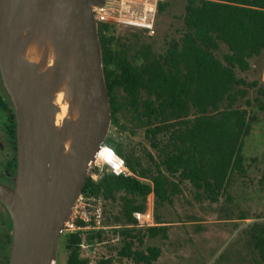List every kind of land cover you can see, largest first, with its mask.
Returning a JSON list of instances; mask_svg holds the SVG:
<instances>
[{
	"label": "trees",
	"instance_id": "16d2710c",
	"mask_svg": "<svg viewBox=\"0 0 264 264\" xmlns=\"http://www.w3.org/2000/svg\"><path fill=\"white\" fill-rule=\"evenodd\" d=\"M167 5H159V15ZM182 21L178 36L157 56L150 55L149 47L129 56L119 49L116 28L98 25L110 126L124 131L119 114L127 110L143 129L154 157L143 165L140 156L107 137L104 146L134 177L104 174L97 182L87 178L81 196L118 205L112 219L113 227L121 226L113 230L123 239L118 256L134 264H153L160 256L158 248L139 249L144 239L168 237V227L158 216L153 227H135L132 215L145 211L149 195L156 206L172 205L184 184L214 204L227 192L233 176L245 174L244 140L255 118L246 108L248 101L246 107L238 102L257 85L238 78L237 72H247L249 60L264 52V0H186ZM222 45L227 53L219 60L215 52ZM257 93L264 97V91ZM102 231L64 234L59 244L66 255L64 264H89L79 246L91 247L101 240ZM245 233L254 264H264V222L248 225Z\"/></svg>",
	"mask_w": 264,
	"mask_h": 264
},
{
	"label": "water",
	"instance_id": "95a60500",
	"mask_svg": "<svg viewBox=\"0 0 264 264\" xmlns=\"http://www.w3.org/2000/svg\"><path fill=\"white\" fill-rule=\"evenodd\" d=\"M101 0H0V74L16 118L10 264H57L64 225L103 147L111 112L98 25ZM32 50L33 54H28ZM69 105L60 126L56 95Z\"/></svg>",
	"mask_w": 264,
	"mask_h": 264
},
{
	"label": "rangeland",
	"instance_id": "374dc122",
	"mask_svg": "<svg viewBox=\"0 0 264 264\" xmlns=\"http://www.w3.org/2000/svg\"><path fill=\"white\" fill-rule=\"evenodd\" d=\"M165 2L168 5L162 14H157L153 36L122 27L115 29V37L120 40L119 49L125 50L129 56L141 53L147 47L151 56L166 50L168 42L176 38L182 29L186 0ZM226 53L227 49L222 45L215 55L222 60ZM138 62L141 63V60ZM249 65L247 72H237L238 78L257 85L247 89L246 98L238 102V106L246 107L245 102L248 101L249 107L246 108L255 118L251 132L244 140L245 174L233 176L227 192L214 204L196 195V191L184 184L179 186L181 193L173 197L172 205L156 206L154 198H150L153 219L158 216L161 222L166 223L168 237L166 240L144 239L141 248L137 245L134 248L142 251L158 248L161 253L153 264H254L255 257L245 231L252 223L264 222V97L257 93L258 90L264 91V52L250 59ZM117 97L121 100V93L117 92ZM63 118L57 121V126ZM119 126L125 130L110 126L107 137L122 143L124 149L129 148L141 157L143 165H149V156L154 157V152L144 140L143 129L137 126L133 116L125 109L119 114ZM84 206L90 216L95 208L101 209V225L105 229L100 241H95L88 250L81 252L82 257L89 259V264L106 260H111V264H134L118 256L123 239L113 230H119L121 226L113 227L112 224L118 205L101 199H83L79 207ZM241 218L243 220H239ZM61 249L57 264H64L66 255Z\"/></svg>",
	"mask_w": 264,
	"mask_h": 264
},
{
	"label": "built area",
	"instance_id": "2783aa9c",
	"mask_svg": "<svg viewBox=\"0 0 264 264\" xmlns=\"http://www.w3.org/2000/svg\"><path fill=\"white\" fill-rule=\"evenodd\" d=\"M106 3L104 7H92V13L97 25L109 24L115 28H127L142 32L147 36L155 34V23L158 14V7L166 0H101ZM102 153V154H100ZM104 174L114 177L133 178L134 175L125 166L124 161L109 147L104 146L98 151L95 162L89 170L87 178L97 182ZM150 196L147 197L146 209L144 212H135L132 217L136 222V228H150L154 226L152 204ZM85 199L80 196L72 208L69 221L64 225V234L87 233L100 231L105 228L101 225L102 214L99 207L87 215L85 206L79 207L80 202ZM92 200L94 199H85ZM81 252L88 250L90 246L84 243L80 246Z\"/></svg>",
	"mask_w": 264,
	"mask_h": 264
},
{
	"label": "flooded vegetation",
	"instance_id": "af4514ba",
	"mask_svg": "<svg viewBox=\"0 0 264 264\" xmlns=\"http://www.w3.org/2000/svg\"><path fill=\"white\" fill-rule=\"evenodd\" d=\"M16 172L15 110L0 74V185L13 189ZM12 233L10 216L0 202V264H10Z\"/></svg>",
	"mask_w": 264,
	"mask_h": 264
},
{
	"label": "bare ground",
	"instance_id": "6f19581e",
	"mask_svg": "<svg viewBox=\"0 0 264 264\" xmlns=\"http://www.w3.org/2000/svg\"><path fill=\"white\" fill-rule=\"evenodd\" d=\"M28 54H33L32 50L30 51L28 50ZM62 100H63L62 94L61 93L57 94L56 102L60 106V110H61L59 116H57V121L60 120L64 116V114L68 112V109H69V105L66 102L62 103Z\"/></svg>",
	"mask_w": 264,
	"mask_h": 264
},
{
	"label": "crops",
	"instance_id": "0c3cea01",
	"mask_svg": "<svg viewBox=\"0 0 264 264\" xmlns=\"http://www.w3.org/2000/svg\"><path fill=\"white\" fill-rule=\"evenodd\" d=\"M151 198H153V196H150Z\"/></svg>",
	"mask_w": 264,
	"mask_h": 264
}]
</instances>
